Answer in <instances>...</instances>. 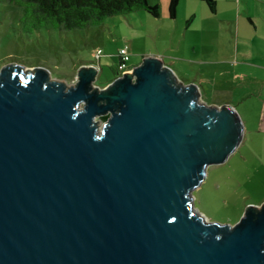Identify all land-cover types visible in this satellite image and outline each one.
Returning a JSON list of instances; mask_svg holds the SVG:
<instances>
[{"label":"water","instance_id":"1","mask_svg":"<svg viewBox=\"0 0 264 264\" xmlns=\"http://www.w3.org/2000/svg\"><path fill=\"white\" fill-rule=\"evenodd\" d=\"M97 70L0 69V264H264V201L234 224L193 205L243 136L235 107L157 55Z\"/></svg>","mask_w":264,"mask_h":264},{"label":"rangeland","instance_id":"2","mask_svg":"<svg viewBox=\"0 0 264 264\" xmlns=\"http://www.w3.org/2000/svg\"><path fill=\"white\" fill-rule=\"evenodd\" d=\"M148 2L158 4V16L139 9L107 15L84 28H40L29 32L21 28L20 8L0 0V69L9 63L28 69L44 67L51 78L72 84L80 66L93 62L98 67L95 83L102 86L114 78L118 48L124 45L130 53L127 65L131 66L145 55H157L165 63L176 60L178 67L187 66L188 73L210 64L198 63L207 61L199 54L185 53L192 60H183L184 53L179 48L188 47V41L181 37L186 23L182 10L176 8V14H180L176 23L170 19L168 0ZM97 49L101 50L99 56ZM233 87L225 80H210L205 101L221 104ZM259 108H251L255 117L250 122L243 116L244 109L235 105L243 123V136L221 164L206 167L202 182L193 190L194 208L211 222L234 224L247 206L264 201V121H260Z\"/></svg>","mask_w":264,"mask_h":264},{"label":"crops","instance_id":"3","mask_svg":"<svg viewBox=\"0 0 264 264\" xmlns=\"http://www.w3.org/2000/svg\"><path fill=\"white\" fill-rule=\"evenodd\" d=\"M178 7L186 22L181 37L188 41V47L179 48L184 53L183 60H192L185 53L199 54L200 59L207 61L198 63L211 65L206 64L208 67L205 65L202 69L197 67L195 73H188L187 66L179 68L176 60L166 64L184 83H196L204 100L206 84L210 80L230 82L233 91L223 103L234 107L238 104L250 122L255 117L253 107L258 106L259 118L263 122L264 0H215L214 11L203 0H179ZM173 18L178 23L180 14L170 16Z\"/></svg>","mask_w":264,"mask_h":264},{"label":"trees","instance_id":"4","mask_svg":"<svg viewBox=\"0 0 264 264\" xmlns=\"http://www.w3.org/2000/svg\"><path fill=\"white\" fill-rule=\"evenodd\" d=\"M20 8L19 22L24 31L40 28H84L96 24L107 15L125 14L144 9L153 16L159 15L158 4L148 0H1ZM214 11L215 0H203ZM179 0H168V12L174 17ZM118 54V53H117ZM99 56V54H98ZM99 58V57H98ZM130 59V57H129ZM128 62V61H127ZM129 68L131 65H127ZM119 63V60H118ZM117 67L114 77L119 75ZM112 79H109L111 81ZM104 83L103 85H105ZM102 85V86H103ZM107 115L103 116L104 119Z\"/></svg>","mask_w":264,"mask_h":264},{"label":"built area","instance_id":"5","mask_svg":"<svg viewBox=\"0 0 264 264\" xmlns=\"http://www.w3.org/2000/svg\"><path fill=\"white\" fill-rule=\"evenodd\" d=\"M101 52L100 49H97V54ZM118 57H119V63H118V69L119 72L122 73L129 68L126 67V62L129 60L130 53L128 51V46L124 45L118 48Z\"/></svg>","mask_w":264,"mask_h":264}]
</instances>
